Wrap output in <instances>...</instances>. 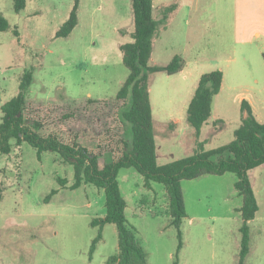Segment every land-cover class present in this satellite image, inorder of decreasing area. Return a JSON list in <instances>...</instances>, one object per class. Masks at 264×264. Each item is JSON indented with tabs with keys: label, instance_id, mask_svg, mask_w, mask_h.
I'll use <instances>...</instances> for the list:
<instances>
[{
	"label": "rangeland",
	"instance_id": "1",
	"mask_svg": "<svg viewBox=\"0 0 264 264\" xmlns=\"http://www.w3.org/2000/svg\"><path fill=\"white\" fill-rule=\"evenodd\" d=\"M78 1L77 25L68 36L56 37L74 0H27L20 12L14 11L13 0H0V12L10 25L0 31V122L1 106L17 95L22 74L30 71L27 115L39 116L51 122L55 131L61 130L68 138L76 135L82 145L100 151L113 132L110 108L103 102H80L76 109L78 104L67 106L63 101L116 95L128 75L118 44L131 40V1ZM153 1L162 5L172 0ZM176 1L179 13L160 27L152 64L165 65L177 54L186 62V76L149 75L160 164L194 151L197 140L186 119L173 129L162 126L170 115L187 106L202 73L215 69L223 73L221 89L212 97L210 117L199 135L205 149L232 140L241 123L242 99L253 102L255 113L264 120V47H257L255 41H236L232 0ZM157 8L155 16L160 18ZM73 110L75 118L65 119L64 114ZM110 154L103 151L100 166ZM262 168L249 170L248 178L258 214L264 216ZM57 177L66 179L64 186ZM117 178L126 202L127 225L147 252L145 264H237L242 197L234 186V173L181 180L185 216L179 227V249L163 185L152 182V189H146L133 168H121ZM72 182V166L56 153L43 152L38 159L26 142L13 144L8 154L0 153V264H106L116 253V227L108 223L89 256L98 232L90 221L105 214L104 192L84 183L70 189ZM52 189L57 192L45 201ZM259 236L250 226V249L243 264H263V237Z\"/></svg>",
	"mask_w": 264,
	"mask_h": 264
},
{
	"label": "trees",
	"instance_id": "2",
	"mask_svg": "<svg viewBox=\"0 0 264 264\" xmlns=\"http://www.w3.org/2000/svg\"><path fill=\"white\" fill-rule=\"evenodd\" d=\"M27 0H13V9L20 12ZM132 9L131 40L122 42L119 49L122 62L128 69V75L122 82L115 96L110 98L84 97L66 99L67 106L79 109V103L103 102L110 108L113 116L112 134L108 135L101 147L95 151L72 138L64 136V132L55 131L51 122L41 117L27 115L28 98L26 92L32 82V74L26 71L19 82L16 96L1 106L0 153L8 154L13 144L26 142L31 145L39 159L43 152H53L64 163L73 168V182L70 189L84 184H92L104 192L105 214L92 218L90 224L98 227L92 239L89 256L97 243L102 239V227L114 224L117 231V251L106 259V264H145L147 252L136 238L133 228L126 222V202L121 194L118 172L121 168H133L143 178V186L152 189V182L161 183L167 200V213L171 224L177 228L179 239L177 248L182 245L180 224L185 216L184 198L180 182L202 175H222L227 172L236 175L234 186L242 197L239 212L242 224L238 263L242 264L249 251L248 220L255 217L258 204L248 178V171L264 164V121L254 115L251 105L246 99L241 100V123L234 130L229 142L215 148L205 149L199 135L203 125L211 114L212 97L221 88L223 74L215 69L202 73L188 103L186 120L194 128L196 145L192 154L158 164L156 158V142L153 131L152 106L149 92V75L155 72L175 74L184 67V60L174 55L165 65L152 64L150 57L155 38L160 27L168 23L170 12L176 3H169L162 8V16L156 19L153 0H130ZM78 0H74L68 17L56 31V37L68 36L78 23ZM10 28L7 19L0 12V31ZM264 58V52L262 54ZM85 105V104H83ZM93 105V104H92ZM65 119H74V110L64 114ZM109 151L110 159L99 165L103 151ZM60 186L66 183L65 178L57 177ZM57 189H52L44 198L48 201Z\"/></svg>",
	"mask_w": 264,
	"mask_h": 264
},
{
	"label": "crops",
	"instance_id": "3",
	"mask_svg": "<svg viewBox=\"0 0 264 264\" xmlns=\"http://www.w3.org/2000/svg\"><path fill=\"white\" fill-rule=\"evenodd\" d=\"M169 3H176V7L170 12V14H169L170 18L168 20V23L172 22L174 20L175 16H177L179 13L180 8H178V2L176 0H172L171 2L162 3V5H161V3H160V5H155V3L153 1V7L154 8H156V6L158 7L157 9H158L159 15H157V16H159V17L162 16L163 6H166ZM232 14H233V22H234L233 29H234V34L236 36L235 37L236 41L239 43H242V44H247V43H250L252 41H255L256 44L258 45L257 47H260V48L264 47V0H232ZM154 15H155V12H154ZM156 19H158V18L156 17ZM116 31H117V29H116ZM117 33H118V31H117ZM121 43L122 42H120L118 44V47ZM150 61H151V63H153V48H152V55L150 57ZM185 63L186 62L184 60V66H185ZM178 73H183V69ZM185 76L186 75L183 73V77H185ZM149 92H150V86H149ZM193 94H194V92L192 93V96H193ZM192 96H191V98H192ZM191 98H189L187 100V102H186L187 106H188V103L191 100ZM244 98H245V96H244ZM241 99H242V97H240L239 100H241ZM249 104L251 105L252 111H253L254 115L256 116V118L259 121H264V120H260L258 115L255 113L253 102L249 101ZM151 106H152V104H151ZM187 106H184L183 110L182 109L178 110L175 115H170L168 121H166L164 123L162 128L165 127V128L173 129V128L177 127L178 125H180L183 122V120L186 119ZM184 110H185V112H183ZM153 116L154 115H153V111H152V118H153ZM153 131H154V121H153ZM155 142H156V139H155ZM156 158H157V156H156ZM158 164H160V163H158ZM256 168H262L264 170V164H262ZM263 173H264V171H262V172L260 171V175H263ZM250 182H251V180H250ZM251 185H253V184L251 183ZM258 213H259V208L257 210L255 217L248 220V226H249V231H250V226L253 225L255 233H257L258 235L263 237L262 238L263 239V242H262V262L264 264V216H261ZM237 245L239 247L238 249H240V242L237 243ZM238 252H239V250H238ZM237 255H238V253H237ZM235 261H236V257H235ZM236 263L239 264L238 263V257H237Z\"/></svg>",
	"mask_w": 264,
	"mask_h": 264
}]
</instances>
